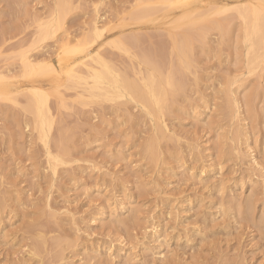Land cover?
<instances>
[{
    "label": "rangeland",
    "instance_id": "374dc122",
    "mask_svg": "<svg viewBox=\"0 0 264 264\" xmlns=\"http://www.w3.org/2000/svg\"><path fill=\"white\" fill-rule=\"evenodd\" d=\"M61 1L0 0V81L17 88L0 98V264H264V74H245L234 14L257 0H63L42 40ZM192 11L202 15L180 59ZM98 28L118 76L141 86L152 64L174 79L162 115L80 78L23 72L26 57L56 67ZM29 83L48 93L43 131L25 110Z\"/></svg>",
    "mask_w": 264,
    "mask_h": 264
},
{
    "label": "bare ground",
    "instance_id": "6f19581e",
    "mask_svg": "<svg viewBox=\"0 0 264 264\" xmlns=\"http://www.w3.org/2000/svg\"><path fill=\"white\" fill-rule=\"evenodd\" d=\"M63 1V0H62ZM61 1V2H62ZM196 1V0H195ZM194 1V2H195ZM221 1V0H220ZM225 1V0H224ZM249 1V0H248ZM59 2V1H58ZM161 5H163V7L168 6V8H170V6L172 5V7H179V6H186L189 2L188 0H160ZM239 2V0H238ZM236 1V4L238 3ZM206 3V2H205ZM215 3V2H214ZM213 3V4H214ZM222 3V2H221ZM225 3V2H223ZM242 3V2H241ZM248 3V2H247ZM68 4V3H67ZM201 4V3H200ZM216 4V3H215ZM214 4V5H215ZM243 4V3H242ZM57 11H56V18L53 20L51 19L48 23V26L46 27L44 25L45 28L40 29L39 33H40V38L43 40L47 37H51L52 34L56 31L54 29V27L58 28L57 26H59V22L60 18H63L64 12L65 10V5H64V1L62 3H57ZM192 5V4H191ZM190 5V6H191ZM204 5V4H201ZM206 5V4H205ZM224 5V4H223ZM235 5V4H234ZM239 5V7H235L236 10L235 11V15L238 18L239 22H240V37L243 43V47H244V52H243V56H244V66L246 69V73L250 75V73L256 71V70H261L260 71V75L263 76L264 74V0H257V1H253L250 2L246 5L243 4V6H240V3L237 4ZM209 8H213L215 6H211L209 5ZM228 6V5H227ZM227 6L224 7V10L227 9ZM230 6V4H229ZM236 6V5H235ZM162 7V6H161ZM171 7V8H172ZM193 7H198V5H195ZM222 7V8H223ZM234 7V6H232ZM170 8V9H171ZM185 8V7H182ZM181 8V9H182ZM200 8V5L199 7ZM180 9V10H181ZM208 9V7H205V10ZM229 9V8H228ZM234 9V8H231ZM201 10V9H199ZM205 10H203V12H205ZM223 9L220 8V11H222ZM148 11V10H147ZM198 11V10H197ZM209 11V10H207ZM233 11V10H232ZM231 11V12H232ZM196 12V9H195ZM195 12L192 11V13L194 15L190 14H185L186 18H188V20L186 22H183V28H185V35H183V39H178V41L173 42L174 43H178L177 45L180 44V46L178 47V54L180 59L186 58L188 56V46H189V40L190 39V32L193 30L194 26L196 25L194 18H192L193 16H196L197 14H195ZM202 12V13H203ZM215 12V11H214ZM214 12H211L212 14ZM54 13V12H53ZM186 13V12H185ZM200 11L198 13L197 16H199ZM233 14V16H235ZM178 15V14H177ZM188 15V16H187ZM202 15V14H201ZM205 15V14H204ZM207 15V14H206ZM205 15V16H206ZM210 15V14H209ZM232 15V13H231ZM65 16V15H64ZM179 16V15H178ZM177 16V17H178ZM133 17V16H132ZM177 17H173V19L177 18ZM182 17V16H181ZM228 17V16H226ZM235 17V18H236ZM134 18V17H133ZM132 18V19H133ZM185 20V17H183ZM135 19V18H134ZM172 19V18H171ZM182 19V18H181ZM221 19V18H220ZM180 20V18H179ZM204 20V19H201ZM211 20V19H210ZM237 20V21H238ZM133 21V20H132ZM183 21V20H182ZM212 21V20H211ZM111 22V21H110ZM173 22V21H172ZM171 22V23H172ZM178 22V20H177ZM200 22V21H199ZM210 22V21H209ZM208 22V23H209ZM221 22V20H220ZM219 21H214L212 24L215 28H217L219 31L221 30V27L223 26ZM223 22V21H222ZM205 23V22H204ZM207 23V22H206ZM205 23V24H206ZM179 24V23H178ZM207 25V24H206ZM211 25V24H210ZM233 25V24H232ZM205 26V25H204ZM40 27V25H39ZM95 27H97L95 25ZM209 27V25H208ZM207 27V28H208ZM236 27V26H235ZM102 28V27H101ZM196 28V27H195ZM206 28V27H205ZM206 28V29H207ZM212 28V27H211ZM105 29V28H103ZM202 29V28H201ZM97 30V29H96ZM102 30V29H101ZM203 30V29H202ZM95 31V30H94ZM93 31V32H94ZM104 31V30H103ZM176 31V30H175ZM200 31V29H199ZM210 31V30H209ZM234 31V30H233ZM167 32V31H166ZM193 32V31H192ZM198 32V31H197ZM180 33V32H179ZM182 33V32H181ZM200 33V32H199ZM204 33V32H203ZM119 34V33H118ZM168 34V33H167ZM172 34V33H171ZM184 34V33H183ZM194 34V33H193ZM198 34V33H197ZM100 32H99V28L97 31H95V35L92 36V38L90 37L89 39H85V41L78 43L77 45H72V47L68 46L67 44L65 46H63L61 48V51L58 52V54H56V58H55V64L56 67H54L50 62H49V58L48 57V62H44L43 60H41L40 62L43 63H32L30 60H28V58H23V62L22 64V69L23 72L25 73V75H33V77L38 76V73H50L53 71L54 74L55 72H57L60 76L61 74L64 75V77L66 76L67 79H72V78H78V79H74V80H79V78L81 79L80 81H84L85 85L87 84V87L89 86V91L90 89H97V90H102L103 91V97L105 98H109L112 95L114 97H121L124 94L129 95L133 100L138 101L139 103H141L142 107H144L146 109V113L148 115H150L151 117L155 116H159L162 112L163 109L167 106L166 104V87H168L169 89L172 87H175L176 85H174V79L171 78V76H165V78L162 80L161 76H160V72L157 70L156 66H152V64H150L148 66V73H145V77L142 78L141 82L142 85L140 86L138 83L134 82V81H129L127 79H124L120 76H118V74L116 73L115 69L113 67H111L108 64V61H106L103 57L104 54H102L103 56H101V52L98 49L99 46L94 45V43L97 41V38L100 36ZM135 35V34H134ZM170 35V34H169ZM174 35V34H173ZM196 35V34H195ZM199 35V34H198ZM205 35V34H204ZM91 36V35H90ZM136 36V35H135ZM203 35H199L198 39H201L200 37H202ZM124 37V36H123ZM134 37V36H133ZM171 37V36H170ZM173 37V36H172ZM176 38V36H174ZM173 37V38H174ZM238 37V36H237ZM39 38V41L41 40ZM125 38V37H124ZM174 38V39H175ZM100 39V38H99ZM103 39V38H102ZM128 39V38H126ZM161 39V38H160ZM138 40V37H137ZM136 40V41H137ZM177 40V39H176ZM111 41V40H110ZM119 41V40H118ZM135 41V42H136ZM189 41V42H188ZM193 41V40H192ZM112 42V41H111ZM123 43L122 41H119L118 43ZM221 42V41H220ZM106 43V41L104 42ZM114 45L115 41H113ZM170 43V42H169ZM237 43V42H236ZM99 44V42H98ZM63 45V44H62ZM123 45V44H121ZM173 45V43H172ZM176 45V44H175ZM174 45V46H175ZM102 46V45H101ZM100 46V47H101ZM113 46V45H112ZM236 46V45H234ZM173 47V46H172ZM124 48V46H122V49ZM120 49V48H119ZM108 50V49H107ZM174 50V49H173ZM172 50V51H173ZM177 50V49H176ZM174 52V51H173ZM176 52V53H177ZM130 54V53H129ZM118 55V54H117ZM107 56V55H106ZM36 57V56H35ZM183 57V58H182ZM22 58V57H21ZM144 59V58H143ZM47 60V58H46ZM22 61V60H21ZM147 61V60H145ZM150 61V60H149ZM178 61V60H177ZM34 62V61H33ZM148 62V61H147ZM146 62V63H147ZM151 62V61H150ZM149 62V63H150ZM181 62V61H180ZM184 62V63H183ZM185 60H182L183 65L185 64ZM94 63V64H92ZM115 63V62H114ZM113 63V65H114ZM176 63V62H175ZM174 63V64H175ZM178 63V62H177ZM157 64V63H155ZM80 65L83 66L84 68V73L81 74V72H83V70H81L80 72ZM186 66V65H184ZM188 66V63H187ZM171 68H173V66H171ZM186 68V67H185ZM259 68V69H258ZM21 70V69H19ZM172 70V69H171ZM80 72V73H78ZM170 72V71H169ZM171 73V72H170ZM255 73V72H254ZM137 74V73H136ZM242 75V71L240 73ZM4 75V74H3ZM56 75V74H55ZM258 75V74H257ZM41 76V75H39ZM53 76V75H52ZM248 76V75H247ZM3 77V76H2ZM5 77V76H4ZM17 77V76H16ZM15 77V78H16ZM22 77V76H21ZM28 77V76H26ZM242 77V76H241ZM14 78V77H11ZM56 78V77H54ZM3 79V78H2ZM28 79V78H27ZM57 79V78H56ZM132 79V78H131ZM35 80V79H34ZM37 80V79H36ZM50 80V79H49ZM54 80V79H53ZM68 80V81H69ZM72 79V81H74ZM88 80L92 85H88ZM51 81V80H50ZM67 81V80H66ZM4 82V79H3ZM2 82V80L0 81V98L5 99V97H9L8 95H10L11 93L15 92L17 90L14 88H10L6 83L4 84ZM45 82V81H43ZM236 82V81H235ZM238 82V81H237ZM41 83V81H40ZM34 84V83H29L30 87H28V89H30L28 91L27 87H26V91L28 92H24L26 94H28V99H27V105L25 106V110L29 111V113H31L34 116V125L35 127H37L40 131H43L44 128H46V126L49 124V119H48V108H47V94L45 93L46 91L44 89L41 88V84ZM83 83V82H82ZM28 84V83H27ZM233 84V83H232ZM45 85V84H44ZM50 85V84H49ZM53 85V84H52ZM56 85V84H55ZM238 86V85H237ZM19 87V86H18ZM49 88V87H48ZM176 88V87H175ZM174 88V89H175ZM234 88V87H233ZM236 88V87H235ZM22 89V88H21ZM86 89V88H85ZM42 90H44L45 92H43ZM97 90H95L96 92H98ZM233 90V89H232ZM21 91V90H20ZM24 91V90H23ZM229 91V88H228ZM19 93V90L17 91ZM16 92V94H17ZM95 92V94H97ZM225 92V91H224ZM235 92V91H233ZM172 93V92H171ZM228 93V92H227ZM92 94V92H91ZM99 94V92H98ZM12 95V94H11ZM234 95V94H233ZM249 95V94H248ZM247 95V96H248ZM246 96V99H247ZM27 97V95L25 96ZM98 97V96H97ZM101 97V96H100ZM113 97V96H112ZM228 97V96H227ZM234 97V96H233ZM231 97V99L233 98ZM234 99V98H233ZM249 99V98H248ZM7 100H9L7 98ZM26 100V99H25ZM227 100V99H226ZM12 101V100H11ZM228 101V100H227ZM235 101V100H234ZM232 100V102H234ZM251 101V100H250ZM236 102V101H235ZM246 102V101H245ZM231 103V102H230ZM234 104V103H233ZM232 105V104H231ZM236 105V104H235ZM245 105H248V102H246ZM238 106V105H237ZM229 108V107H228ZM236 110V109H235ZM237 112V111H236ZM235 113V112H234ZM239 113V112H238ZM159 114V115H158ZM163 114V113H162ZM161 114V115H162ZM231 114V113H230ZM235 116V115H234ZM160 132V131H159ZM148 144H151L150 147H152L154 145L153 141L149 142ZM146 144V147L147 145ZM149 146V145H148ZM149 147V149H150ZM153 148V147H152ZM152 148L150 149V151L152 150ZM148 151V147L147 150ZM55 161L58 160V158H53ZM59 161V160H58ZM52 166H54V164H52ZM55 167V166H54ZM54 169V168H53ZM52 169V170H53ZM248 210V209H247ZM245 218V217H244ZM40 243V242H39ZM37 246V244H36ZM36 249V248H35ZM39 249V248H38ZM36 252V251H35Z\"/></svg>",
    "mask_w": 264,
    "mask_h": 264
}]
</instances>
